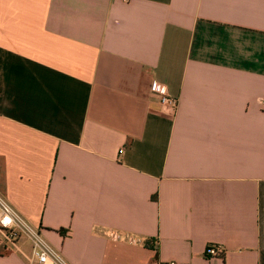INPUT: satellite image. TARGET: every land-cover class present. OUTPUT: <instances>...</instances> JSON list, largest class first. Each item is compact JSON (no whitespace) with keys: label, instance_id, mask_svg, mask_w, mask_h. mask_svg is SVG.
Returning <instances> with one entry per match:
<instances>
[{"label":"crops","instance_id":"obj_1","mask_svg":"<svg viewBox=\"0 0 264 264\" xmlns=\"http://www.w3.org/2000/svg\"><path fill=\"white\" fill-rule=\"evenodd\" d=\"M0 193L71 264H264V0H0Z\"/></svg>","mask_w":264,"mask_h":264},{"label":"built area","instance_id":"obj_2","mask_svg":"<svg viewBox=\"0 0 264 264\" xmlns=\"http://www.w3.org/2000/svg\"><path fill=\"white\" fill-rule=\"evenodd\" d=\"M151 91L159 96L163 108L174 112L178 106V98L169 93L165 83L154 81ZM0 235L3 240L22 252L29 261L40 264H71L62 252L43 235L39 228L34 227L11 203L0 193ZM107 236L114 241L135 242L138 238L132 232L112 229ZM24 243L30 246L28 252ZM224 248L221 244L210 243L206 254L221 255Z\"/></svg>","mask_w":264,"mask_h":264},{"label":"rangeland","instance_id":"obj_3","mask_svg":"<svg viewBox=\"0 0 264 264\" xmlns=\"http://www.w3.org/2000/svg\"><path fill=\"white\" fill-rule=\"evenodd\" d=\"M25 249L29 250V249H30L29 245H27V246L25 247Z\"/></svg>","mask_w":264,"mask_h":264},{"label":"trees","instance_id":"obj_4","mask_svg":"<svg viewBox=\"0 0 264 264\" xmlns=\"http://www.w3.org/2000/svg\"><path fill=\"white\" fill-rule=\"evenodd\" d=\"M62 231V230H61Z\"/></svg>","mask_w":264,"mask_h":264}]
</instances>
